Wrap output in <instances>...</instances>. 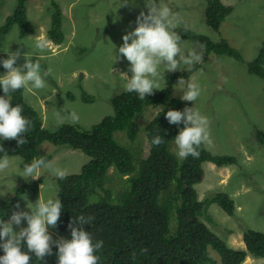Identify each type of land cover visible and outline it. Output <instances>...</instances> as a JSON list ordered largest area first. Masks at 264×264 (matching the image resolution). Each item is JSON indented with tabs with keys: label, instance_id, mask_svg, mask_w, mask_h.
<instances>
[{
	"label": "trees",
	"instance_id": "trees-1",
	"mask_svg": "<svg viewBox=\"0 0 264 264\" xmlns=\"http://www.w3.org/2000/svg\"><path fill=\"white\" fill-rule=\"evenodd\" d=\"M202 1L205 4V24L219 35V39L212 41L193 29L185 31V28L178 27L175 30L181 35V40L199 43L205 59L215 54L217 58L227 55L244 62L241 53L220 33L233 6L221 0ZM26 2L16 0L12 14L0 28V35L12 26L19 28L22 38L35 34L34 25L27 18ZM55 9H58L56 4ZM52 18L47 34L52 41L62 42L65 35L60 30L62 18L58 10L53 12ZM6 58V53H0V60ZM32 59L35 62L37 58ZM24 63L25 59L20 57L17 66ZM39 63L44 70V65ZM200 66L193 64L189 71L163 72L164 86L143 100L135 92L121 91L109 100L113 113L87 129L67 123L50 132L44 127L40 112L25 101V89L9 93L12 106L22 107V114L31 121V126L28 133L23 134L28 143L21 147L16 140L0 139V146L6 151L0 152V157L7 154L8 157L20 158L23 169L25 164L43 156L40 146L48 142L79 150L88 158L79 173L55 180L57 199L63 204L56 227L58 232L69 235V224L74 217L81 214L91 217L90 224L84 225V229L91 233L93 243L103 241V247L96 253L98 264H244L249 256L264 258L263 232L245 230L242 235L245 247L234 248L210 229L214 221L209 212L211 203L218 204L226 214L234 216L235 201L226 193H217L212 199L202 200L196 190L204 177L203 164L225 167L237 164V158L213 154L204 144L197 149L200 153L198 158L190 155L180 159L176 155L173 141L184 125L182 122L170 124L166 113L169 110L183 111L193 104L195 108L196 103L182 101L180 96L173 95L172 90L181 78L186 90L192 74ZM248 71L264 80V43L257 57L248 63ZM5 72L0 64V73ZM80 90L83 103L95 102L96 99L81 86ZM4 95L0 88V96ZM150 108L159 111L142 125L139 120ZM156 135L164 138L159 146L152 144ZM256 136L264 143L262 130L256 128ZM145 141L149 146L147 155ZM45 158L50 160L49 156ZM42 180L40 178L32 185L17 188L11 198H0V219L8 220L14 211L19 210L15 205H20L25 193L36 194ZM22 251H27L26 246ZM52 251L53 254L46 256L44 261H38L34 254H30L31 264H58L55 255L58 246L52 245ZM3 254L0 248V255Z\"/></svg>",
	"mask_w": 264,
	"mask_h": 264
},
{
	"label": "rangeland",
	"instance_id": "rangeland-1",
	"mask_svg": "<svg viewBox=\"0 0 264 264\" xmlns=\"http://www.w3.org/2000/svg\"><path fill=\"white\" fill-rule=\"evenodd\" d=\"M221 1L233 6L221 27V36L241 53L244 62L227 55L217 58L215 54L205 59L199 43L181 40L180 46L185 54L195 50L202 55V61L195 63L201 66L192 74L191 81L200 88L194 109L209 121L210 139L204 144L205 148L216 155L237 158V164L225 167L203 164L204 177L196 190L202 200L212 199L217 193H226L235 201L234 216L226 214L218 204L211 203L209 212L214 221L210 229L232 247L244 248L242 235L245 230L264 233V143L256 136V128L264 133V80L248 71V63L257 57L264 43V0ZM164 3L179 17V28L193 29L212 41L219 39V35L205 24L202 0H164ZM55 4L58 9H55ZM15 5L16 0H0V28L5 25ZM57 10L62 18L60 30L65 35L59 43L52 41L47 34L51 16ZM141 11L148 12L145 0H27V18L33 23L35 34L22 38L19 28L12 26L0 35V53L20 50L22 59L24 53L32 57L36 53L33 47L36 37L47 40L48 50L39 54V61L44 65L41 73L51 68L52 75L45 78L44 89H25V101L40 112L48 131L53 132L62 125L56 120L57 112L63 115L75 111L79 116L76 124L84 129L113 113L109 100L124 91L125 81L119 74L132 75L127 59L122 56L118 59V49L123 44V36L137 26L136 19ZM33 57L38 58L36 55ZM159 70L164 72L163 65ZM162 82L163 79L159 81L160 88L164 86ZM80 86L96 99L94 103L86 104L80 100ZM181 89L184 90V84L177 83L172 90L173 95L181 97ZM158 111L148 109L139 123L149 122ZM67 123L72 124H63ZM144 148L147 155L149 146L146 141ZM39 151L67 174L79 173L88 160L84 153L66 145L44 142ZM9 160V169L0 173L1 199L11 198L17 188L32 185L38 180H25L18 176L23 171L21 159L9 157ZM40 178L43 180L38 192L25 193L27 200L21 198L19 211H30L27 203L34 204L38 200L41 184L44 185L45 199L57 198V177L47 169H41ZM27 226L26 220L20 226L13 225L17 232ZM48 231L53 241L61 237L72 239L71 234H62L57 227L49 226ZM211 253L217 258L213 251ZM244 264H264V258L251 256Z\"/></svg>",
	"mask_w": 264,
	"mask_h": 264
},
{
	"label": "clouds",
	"instance_id": "clouds-1",
	"mask_svg": "<svg viewBox=\"0 0 264 264\" xmlns=\"http://www.w3.org/2000/svg\"><path fill=\"white\" fill-rule=\"evenodd\" d=\"M145 7L148 12H140L136 19L137 26L123 36V44L117 54L118 59L121 56L127 59L129 71L132 73L131 77L124 72L119 74L125 81L124 91L135 92L141 100L153 94L154 90L161 89L159 81L164 78L159 70L161 65L164 67V72L169 73L185 69L189 71L190 66L202 61V55L195 50H189L187 54L182 52L180 46L182 38L175 30L181 21L164 0H145ZM34 49L36 50L34 55L38 56L35 62L32 59L34 55L29 58L27 53H24L25 63L17 66V61L22 55L20 50L5 51L7 58L0 60V64L6 70L5 74L0 75V88L5 93L4 96H0V139L16 140L18 147L28 143L27 139L23 138V134L28 133L31 121L22 114L23 109L20 105L12 106L8 99L9 93L21 89L28 91L44 89L45 78L52 75L51 68L41 73L39 63V54L48 50L47 40L37 36ZM112 71L114 72L113 67ZM183 83L184 79L181 78L178 84ZM180 91L182 101L195 102L200 95L199 85L191 80L187 84V89ZM55 117L58 124L79 122V116L75 111L63 115L57 112ZM166 119L170 124L179 125L182 122L184 125L173 141L177 148V157L186 159L191 155L193 158H198L200 153L197 149L210 139L207 117L194 107H186L183 111L169 110ZM163 142L164 138L160 135H156L152 140L155 146ZM0 152L6 153L3 146H0ZM10 166L11 161L7 154L0 157V173H4ZM41 169H47L59 179H64L67 175L66 170L56 166L51 159L47 160L45 156H41L39 159H33L30 164H25L18 176L25 180L39 179ZM43 190L44 185L41 184L38 200L34 204L27 203L30 211L17 210L8 220L0 219V241H2L0 248L4 252L0 255V264H31L30 254H34L38 261H44L46 256L53 254V243L58 246V251L55 253L58 264H98L99 256L96 253L103 247V241L93 243L91 233L84 229V225H89L92 218L83 214L74 217L69 224L72 239L61 237L53 241L48 228L57 226L63 204L57 198L45 199ZM22 198L27 200L25 195ZM15 208H20L19 203ZM23 220L27 221L28 226L21 227L18 232L15 231L13 225L20 226ZM25 246L27 251H22Z\"/></svg>",
	"mask_w": 264,
	"mask_h": 264
}]
</instances>
